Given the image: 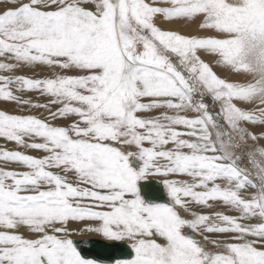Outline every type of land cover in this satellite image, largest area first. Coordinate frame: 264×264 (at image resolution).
<instances>
[{
    "label": "snow or ice",
    "instance_id": "obj_1",
    "mask_svg": "<svg viewBox=\"0 0 264 264\" xmlns=\"http://www.w3.org/2000/svg\"><path fill=\"white\" fill-rule=\"evenodd\" d=\"M156 2L29 0L0 13V70L42 65L74 73L0 76V100L49 113L40 119L0 110V138L45 153L38 158L0 151V160L27 169H0V264H98L69 238L80 231L68 228L73 221L98 222L84 230L128 241L133 255L115 264H264V148L247 153L260 175L256 184L222 139L232 145L234 133L240 142L255 141L243 122L264 125V107L250 112L234 103L264 105V0H166L171 7ZM53 5L55 10H46ZM157 15L202 16L201 27L217 35L161 30ZM199 50L258 78L229 82ZM26 91L50 99L33 104L17 94ZM205 96L218 110L210 111ZM152 109L175 115L164 113V122L142 118ZM189 110L196 115H181ZM64 118H70L66 125L49 122ZM150 175L190 179H165L171 202L158 203L141 195L140 182ZM209 202L239 215L193 211L212 207ZM20 226L31 236L7 231ZM186 229L230 235L213 241L217 250L209 251Z\"/></svg>",
    "mask_w": 264,
    "mask_h": 264
},
{
    "label": "rangeland",
    "instance_id": "obj_2",
    "mask_svg": "<svg viewBox=\"0 0 264 264\" xmlns=\"http://www.w3.org/2000/svg\"><path fill=\"white\" fill-rule=\"evenodd\" d=\"M26 2H29V0H14V2H9V0H0V13H3L6 10L14 9L15 7L21 5L22 3H26ZM81 6L85 7L87 10L95 11V7L91 3H83ZM155 6L171 7V4L166 2V0H157ZM46 10H55V6L53 5L51 9H46ZM172 20H175L176 22H178V29H176V32H178L181 35H185V36H189V37H197V38L215 37L217 35L213 30L204 29L201 27V24L203 23V17L202 16H195L192 18L181 17V18H174ZM165 21L168 22V19L166 20L162 15H157L154 18V22L156 23V25L158 27L161 28V30H163L162 24H165L166 23ZM157 22L159 23V25ZM179 23H180V25H179ZM183 24H185L184 27L186 29L188 28L187 30L183 27ZM179 26H181L180 29H179ZM182 27H183V29H181ZM193 28L195 29V31L193 30ZM185 31H187V32H185ZM188 32H189V35H188ZM198 55L201 57L202 60H204L205 57H209L211 62H208V64L212 68V70L215 73L217 72L216 74L218 76H220L221 78H224L228 81H233L232 78H234V76H235L234 73L236 74L237 72H235L234 70H232L231 68H229L227 66H224L222 64L217 63L219 58L216 54L211 53V52H207L205 50H199ZM204 55H205V57H204ZM0 59H2V58H0ZM9 62H11V61H9ZM218 71H219V73H218ZM224 71H226V72H224ZM243 73H246V76H247V72L237 73L239 76V79L244 76ZM62 74H74V73L70 72V71L65 73V70H62L60 68L52 69V68H49L47 66H42V65H33V66L21 65L20 67H17L10 72L0 70V76L23 75V76H26L28 78H33V79L53 78L55 75H62ZM235 78H236V76H235ZM17 94L21 95L24 99H30L33 102V104H46V103H48V100L50 99L49 97L41 95L39 92L26 91L24 93H17ZM150 99L151 98H143L142 102L149 103ZM194 99H200V97L194 98ZM205 99L207 100L209 106L213 105L216 107L210 111L218 110L219 105L213 103L211 97L205 96ZM234 103H236V105L238 107H241L242 109H244L246 111H250V112H256L258 110V108L264 107V105H260L259 102H256V101H252V102L234 101ZM0 110H5L9 114L33 115V116H36L40 119H47L48 115H49L48 110L43 108V107H32L30 105H17L15 102H6V101H2V100H0ZM52 110L55 111V108H53ZM164 113H167L169 115H175V113L172 110L152 109L150 111L141 113V116H142V118H150V119L151 118H161V121L164 122L162 120V116ZM181 115H187L189 118H192L196 114L189 110L186 113H181ZM69 120H70V118H64V119H57V120H49V122L53 126H62V125L68 124ZM243 126L246 127L249 130V132H251V133L253 132L254 134L256 133L257 140L253 141L251 139V137H246L245 141L240 142L237 140V138H235L236 136L233 135L232 145L239 144V147H234V146L228 144V137H223L222 139L226 142L225 145H226V148L228 151L233 152L234 154L240 156V159L237 161V165H239L240 168H243L246 170V172L249 174V179H251L256 184H259L260 183V175H258V170L254 169L255 167L252 166L251 164H249V162H248L249 158L247 156V153L252 152V151H256L257 149H260V148H264V125H260V124L253 125L249 122H243ZM225 127H227V126H225ZM177 130L181 131V132L187 131V129H185L183 126H177ZM229 131H231V130L229 129ZM185 138H187V137H185ZM167 147H172V145H168ZM217 147H219V144L217 145ZM3 150L21 151L25 154L32 155V156L38 157V158L43 157L45 155V153L42 150L23 148V147L16 145L15 142H8V141L4 140L3 138H0V151H3ZM241 161L243 162V165H242ZM250 165H251V167H249L250 169L247 168V166H250ZM0 169L13 170V171H25V170H27L22 165L16 164L14 162H5L3 160H0ZM53 171H56V170L53 169ZM254 172H256V173H254ZM181 176L182 175H170L168 177H164V176H160V175L159 176L158 175H150L147 178H156L157 180L160 179V181L162 180L161 181L162 183L164 182L165 179H176V180L190 179L186 176H182V177ZM218 182L221 183L222 186L227 183L226 181H218ZM165 189H166V187H165ZM165 191L168 195V190H165ZM249 191L253 192V191H256V189L249 188ZM209 203L212 204L213 206L212 207L194 206L193 211L198 213V214H205V215H209V216H213V214L216 212H221L223 214L234 215V216L239 215V213L235 212L234 210L229 209L227 206H223L222 204H219L217 202H209ZM182 214L186 215L190 219L193 218L191 213H187V214L182 213ZM242 222L246 223L247 221H242ZM253 222H255V221H253ZM93 223L98 224V222H95V221H82V222L81 221H73V222H71L72 225L84 226V229L86 228V226H91ZM2 230H5V229H0V231H2ZM23 230L24 231L26 230V233H27L26 236H28V237L31 236V234L29 233L26 226H23L22 231ZM7 231H10V230H7ZM185 231H188V230L186 229ZM189 232H190V230H189ZM79 233H81V231L70 236L71 239H77V238L79 239V238L94 237L95 236V237H99V238L106 240L102 235L91 236V234H88V235L85 234L84 235V234H79ZM192 233L197 235V237H199L201 240H203V245L206 247V250H209V251H216L217 250L212 243L213 241H219L222 243L226 240V237L228 235H230V234L207 233V232H203V233L192 232ZM205 236H207L208 239H205L204 238ZM197 237H196V239H197ZM106 241H108V240H106ZM125 242L128 243V241H125ZM100 264H103V263H100ZM111 264H115V262L111 263Z\"/></svg>",
    "mask_w": 264,
    "mask_h": 264
},
{
    "label": "water",
    "instance_id": "obj_3",
    "mask_svg": "<svg viewBox=\"0 0 264 264\" xmlns=\"http://www.w3.org/2000/svg\"><path fill=\"white\" fill-rule=\"evenodd\" d=\"M140 187L142 197L147 200L158 203L169 202L165 195L163 184L160 181L149 179L141 182ZM186 232H189V230ZM73 241L77 242L84 256L103 264H111L117 260L129 259L133 255L130 244L125 241H106L99 237L77 238L73 239Z\"/></svg>",
    "mask_w": 264,
    "mask_h": 264
},
{
    "label": "bare ground",
    "instance_id": "obj_4",
    "mask_svg": "<svg viewBox=\"0 0 264 264\" xmlns=\"http://www.w3.org/2000/svg\"><path fill=\"white\" fill-rule=\"evenodd\" d=\"M163 20V19H162ZM167 20V19H166ZM160 21V20H159ZM161 22V21H160ZM166 22V21H165ZM158 23V22H157ZM189 24V23H188ZM158 25H159V23H158ZM179 25H180V23H179ZM184 25L185 24H183V27H184ZM162 27H163V30H166V31H175L176 32V29H178V22H176L175 20H168V22H166L165 24H162ZM180 27L181 26H179V29H180ZM183 27L181 28V29H183ZM196 27V26H195ZM185 28V27H184ZM186 29V28H185ZM184 29V30H185ZM188 29V28H187ZM186 29V30H187ZM190 30V29H189ZM188 30V31H189ZM193 30L195 31V29L193 28ZM183 32V31H182ZM185 32H187V31H185ZM193 32V31H192ZM192 34V33H191ZM190 34V35H191ZM188 35H189V32H188ZM192 36V35H191ZM204 57H205V55H204ZM204 60L206 61V63H208V62H211V60H210V58L209 57H205L204 58ZM216 60V59H215ZM215 65V64H214ZM219 66V65H218ZM217 66V67H218ZM216 68V67H215ZM214 68V69H215ZM219 69V68H218ZM216 70V69H215ZM224 72H226V71H224ZM217 73V72H216ZM218 73H219V71H218ZM244 74V76L242 77V78H240L239 79V76H238V74L236 73H234V75L236 76V78H235V76H234V78H232V80L234 81H229V82H233V83H241V84H247V83H253L254 81H255V79H257L258 78V76L256 75V74H254V73H247V76H246V73H243ZM220 75V74H219ZM30 76V75H29ZM199 97V95H196L194 98H198ZM237 102H238V100H237ZM256 102H258V101H256ZM211 104V103H210ZM217 106V105H216ZM214 108H216L215 106H213V105H210V110H212V109H214ZM253 133V132H252ZM256 134V133H255ZM233 135H235L234 133H233ZM233 135H232V137H233ZM215 138V137H214ZM236 138V137H235ZM234 140V139H233ZM226 143V142H225ZM231 150V149H230ZM247 158V157H246ZM242 162V161H241ZM241 165V164H240ZM242 165H243V162H242ZM238 167H240L239 165H238ZM249 167H251V165L250 166H247V168H249ZM250 169V168H249ZM254 169H256V168H254ZM254 173H256V172H254ZM159 176V175H158ZM182 177V176H181ZM149 179H154V180H157L156 178H147L146 180H143V181H141V182H145V181H147V180H149ZM176 180V179H175ZM180 180V179H179ZM157 181H160V179L159 180H157ZM162 181V180H161ZM160 181V182H161ZM140 182V183H141ZM162 183V182H161ZM163 184V183H162ZM163 188H164V192H165V195H166V197L168 198V200H169V202L168 203H170L171 201H170V198H169V196L167 195V193H166V191L165 190H167V188L165 189V186H164V184H163ZM185 214H187V213H185ZM190 217V216H189ZM97 225V223H93L91 226H96ZM86 227H88V226H86ZM68 228L70 229V230H76V229H79L80 231H81V233H79V234H91V236H93V235H100V234H97V233H95V232H88V231H85L84 230V226H82V225H72L71 224V222H69V224H68ZM22 229H23V226H20L17 230H10V231H17V232H19V234H22V235H27V233H26V230L24 231H22ZM79 231H72V234H71V236L73 235V234H76V233H78ZM191 235H193L194 236V238H196L197 237V235H195V234H192V233H190ZM26 237H28V236H26ZM95 237V236H94ZM71 238V237H70ZM79 239H81V238H79ZM73 240V239H72ZM197 240L199 241V242H201L202 244H203V240H201L199 237H197ZM206 248V247H205ZM98 264H100V263H98Z\"/></svg>",
    "mask_w": 264,
    "mask_h": 264
}]
</instances>
